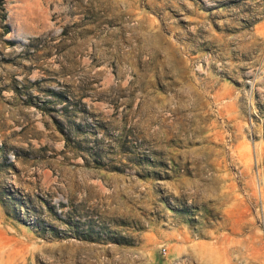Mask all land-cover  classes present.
I'll list each match as a JSON object with an SVG mask.
<instances>
[{
  "label": "rangeland",
  "instance_id": "rangeland-1",
  "mask_svg": "<svg viewBox=\"0 0 264 264\" xmlns=\"http://www.w3.org/2000/svg\"><path fill=\"white\" fill-rule=\"evenodd\" d=\"M0 264H264V0H0Z\"/></svg>",
  "mask_w": 264,
  "mask_h": 264
},
{
  "label": "built area",
  "instance_id": "built-area-1",
  "mask_svg": "<svg viewBox=\"0 0 264 264\" xmlns=\"http://www.w3.org/2000/svg\"><path fill=\"white\" fill-rule=\"evenodd\" d=\"M163 251H165V249L163 248Z\"/></svg>",
  "mask_w": 264,
  "mask_h": 264
}]
</instances>
